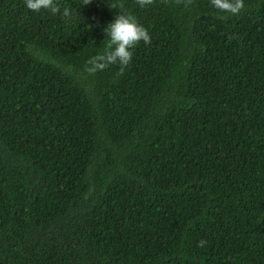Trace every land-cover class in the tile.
<instances>
[{"label":"trees","instance_id":"16d2710c","mask_svg":"<svg viewBox=\"0 0 264 264\" xmlns=\"http://www.w3.org/2000/svg\"><path fill=\"white\" fill-rule=\"evenodd\" d=\"M57 2L0 0V264H264V0Z\"/></svg>","mask_w":264,"mask_h":264},{"label":"clouds","instance_id":"9594fccd","mask_svg":"<svg viewBox=\"0 0 264 264\" xmlns=\"http://www.w3.org/2000/svg\"><path fill=\"white\" fill-rule=\"evenodd\" d=\"M90 0H83L82 4H88ZM154 0H136L139 7L145 8L153 4ZM192 0H185V4H191ZM213 8L221 13H228L233 16L239 15L245 8L244 0H210ZM25 7L32 12H40L42 9L47 10L50 14H60L63 18H71L72 12L68 7L61 8L57 0H24ZM112 8H123V4L109 5ZM107 41L102 54L91 57L88 63L91 65L89 71H103L110 65L119 66V75L132 60V51L136 45L143 41L146 45L151 43V36L148 30L139 24L135 17L123 11L107 23L103 29ZM206 241H198V246H204Z\"/></svg>","mask_w":264,"mask_h":264}]
</instances>
